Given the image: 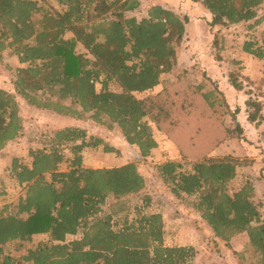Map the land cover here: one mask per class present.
I'll return each instance as SVG.
<instances>
[{
  "label": "trees",
  "instance_id": "16d2710c",
  "mask_svg": "<svg viewBox=\"0 0 264 264\" xmlns=\"http://www.w3.org/2000/svg\"><path fill=\"white\" fill-rule=\"evenodd\" d=\"M54 1L61 11L44 9L36 0H0V59L11 51L19 64L10 68L14 92L0 88V152L24 131L18 97L39 110L120 129L142 161L159 147L152 123L181 155L152 166L163 183L199 215L216 243L234 249V239L246 235L242 254H236L249 264H264V213L253 200V185L246 182L230 194L242 164L211 156L243 131L236 115L235 128L221 123L219 110L229 109L223 92L194 85L183 71L158 94L135 96L155 89L173 70L174 44L185 36L189 18L156 3L139 20L131 14L141 8L138 0ZM192 1L210 13L212 28L264 27V0ZM78 46L87 54L78 53ZM242 49L264 61V30L260 42L245 40ZM231 77L235 90L242 91L243 84ZM111 82L122 92L111 90ZM247 106L253 110L248 120L258 123L263 102L251 99ZM50 144L47 150H30V163L13 158L8 168L24 194L15 207H0V264H196L195 248L165 245L161 214H139L133 222L128 213L121 217V199L147 186L136 163L84 167L85 149L117 150L81 126L58 130ZM63 163L66 171H60ZM4 195L0 189V199ZM36 236L47 240L20 258L5 254L6 244Z\"/></svg>",
  "mask_w": 264,
  "mask_h": 264
},
{
  "label": "rangeland",
  "instance_id": "374dc122",
  "mask_svg": "<svg viewBox=\"0 0 264 264\" xmlns=\"http://www.w3.org/2000/svg\"><path fill=\"white\" fill-rule=\"evenodd\" d=\"M36 1L44 9L54 8L61 11V7L54 0ZM138 1L141 8L131 14L139 20L147 17L146 8L149 4L159 1L177 7L180 10V14H178L181 16L188 15V18L199 21L188 28L187 37L185 35L181 41L175 42L176 58L173 70L162 76L161 84L155 89L150 92L135 94V96L138 99H143L149 95L158 94L163 89V85L174 83L183 71L194 85L203 83L207 86L206 91L218 88V91L223 92L228 100L229 109L225 111L222 107L219 110L221 123L230 129L235 128L236 122L233 115H236L243 131L240 132V135L235 132L231 137L232 139L222 143L211 153V156L218 159L232 157L242 164L237 168L238 174L235 181L230 184V194L240 190L246 182L251 183L254 188L253 200L260 205L261 212L264 213V187L256 181L261 179L258 174L264 166V117L259 118L258 123H251L248 116L249 112L253 110L247 106V102L251 99L259 100L264 104V61L244 53L242 49L245 40L260 42L263 38L264 27L246 30V26L241 25L228 31L220 27L212 28L210 27L211 21H209V18L212 20L211 15H208L206 10L205 13L197 10L198 8L192 5V0ZM190 6L194 7L191 8ZM262 14H264V7L261 10ZM34 20L38 22L39 16H35ZM77 52L87 54L82 46H78ZM18 66V59L11 51L3 54L2 59H0V88L14 92L15 75L10 68L16 69ZM231 74H234V79L237 82L243 84L242 91L235 90L233 87ZM96 89L100 91L101 85L97 84ZM110 89L122 92L114 82L110 83ZM17 100L25 126L19 139L0 152V189L5 192V195L0 199V207L5 205L15 207L24 194L22 187L9 176L8 168L12 159L21 158L30 163L32 160L29 156L30 150L42 148L47 150L51 146L50 139L55 132L66 127L81 126L88 132L89 137L99 138L103 140L104 144L117 150L113 153H107L104 151V145L85 149L83 151L84 167L114 168L136 163L139 171L146 179L147 186L142 192L121 199L122 207L125 209L121 217L128 213L130 222H133L139 214H161L165 222V245L195 248L196 264H249L247 257L242 259L236 254H242L244 244L248 240L246 235L234 239V249L228 248L222 243H216L212 232L200 221L199 215L178 199L170 188L163 183L158 173L153 170L152 166L157 164L181 160V155L176 145L168 140L165 135L157 132L151 122L159 147L153 151L150 159L142 161L137 149L125 142L118 128L110 130L105 125L95 126L89 121L77 120L47 110L33 108L20 97ZM67 104H70L69 101ZM262 116H264V110ZM64 154L67 156V150ZM255 162L260 164L259 168L255 169L256 172L251 169L256 168ZM67 168V163L60 165V171H66ZM146 203H148L147 207H145ZM120 222L123 223V219ZM74 239L75 237H68V241ZM46 240V236H36L31 242L24 244L18 241L8 243L3 247V250L5 254L20 258L29 249H35Z\"/></svg>",
  "mask_w": 264,
  "mask_h": 264
},
{
  "label": "crops",
  "instance_id": "0c3cea01",
  "mask_svg": "<svg viewBox=\"0 0 264 264\" xmlns=\"http://www.w3.org/2000/svg\"><path fill=\"white\" fill-rule=\"evenodd\" d=\"M156 3H159V4H161L163 7H165V8H167V9H172L173 11H175V13H179L180 14V10L179 9H177V7H175V6H173V5H171V4H169V3H163V2H159V1H157ZM156 3H151V4H156ZM151 4H149L148 6H147V8L151 5ZM192 5H194V6H196V8H198L197 10H200V11H202V12H204L205 13V10H203L202 8H201V5L199 4V3H194L193 2V4ZM194 6H190L191 8L192 7H194ZM146 8V9H147ZM206 13H208V15H210V13L209 12H206ZM178 14V15H179ZM185 16H187L188 17V15H185ZM196 20V21H195ZM197 21H199V20H197V19H192V18H189V24L187 25V32H186V34L188 35V33H189V30H188V28H190V26H192V24H194L195 22H197ZM209 21H212V20H210V18H209ZM191 24V25H190ZM185 34V35H186ZM187 35H186V37H187ZM195 41V40H194ZM209 41H210V39H209ZM196 42V41H195ZM191 59H193L192 58V56H191ZM230 91H233V90H230ZM226 94V93H225ZM156 150V149H155ZM259 162H255V167L256 168H251L252 170H255V169H257V168H259ZM251 170V171H252ZM255 172H256V170H255ZM255 172H251L252 174H256ZM258 175H260L261 176V179L260 180H256L257 181V183H259L262 187H264V166H263V168H261V170L259 171V174Z\"/></svg>",
  "mask_w": 264,
  "mask_h": 264
}]
</instances>
